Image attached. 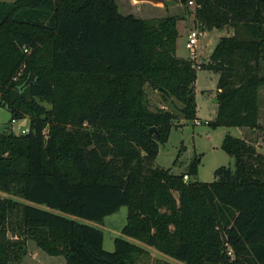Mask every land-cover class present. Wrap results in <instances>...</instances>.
Returning a JSON list of instances; mask_svg holds the SVG:
<instances>
[{"label":"trees","instance_id":"obj_1","mask_svg":"<svg viewBox=\"0 0 264 264\" xmlns=\"http://www.w3.org/2000/svg\"><path fill=\"white\" fill-rule=\"evenodd\" d=\"M189 1L203 29L234 30L200 66L219 74L209 124L257 128L264 0ZM179 36L178 17L122 15L114 0H0V106L11 123L30 120L26 133L0 131V191L48 208L0 194V264L18 260L28 239L66 264H136L146 249L117 237L108 251L103 231L76 219L102 222L122 206L124 235L177 260L264 264L263 153L227 135L235 168H217L212 182L196 179L200 158L184 174L156 165L177 116L150 110L145 84L197 119V69L177 57ZM30 73L36 81L21 91Z\"/></svg>","mask_w":264,"mask_h":264},{"label":"rangeland","instance_id":"obj_2","mask_svg":"<svg viewBox=\"0 0 264 264\" xmlns=\"http://www.w3.org/2000/svg\"><path fill=\"white\" fill-rule=\"evenodd\" d=\"M14 2L16 0H2ZM118 10L122 15L133 14L139 18L152 19L164 18L166 16L178 17V29L180 36L177 41L176 55L179 58L193 61L197 69V77L194 85L197 101V119H185L181 108L183 104L175 97L165 99L157 89L145 84L146 103L150 110L159 108L173 111L177 118L169 133L168 140L160 144L156 165L166 169H171L175 174H184L188 170L189 163L195 158H200L198 166L197 180L201 182H212L216 180L215 171L221 166L235 168L236 160L229 155L222 144L227 135L244 138L254 145L257 150L264 154V86L260 88V114L259 126L257 128L219 126L212 127V122L217 117L218 104L213 101L217 96L219 74L213 70L200 69V66L209 61V57L215 50L222 36L234 34L232 26L215 29H203L192 19L194 3H185L183 0H114ZM197 34V43L189 44V34ZM31 50L29 51V53ZM195 53V57L192 56ZM27 53V52H26ZM28 54V53H27ZM264 74V71L262 72ZM24 65H21L14 77L15 81H20L24 76ZM26 79V78H25ZM24 79V80H25ZM38 100V99H37ZM41 104L50 108L47 102L40 101ZM11 112L0 106V131L6 133L23 134V130L29 128V118L15 120L11 123ZM192 179L189 176L188 181ZM3 197H11L22 203H29L40 208L48 209L44 204H36L26 201L19 195L9 194L0 191ZM60 213L57 210H52ZM128 207L122 206L115 213L108 215L102 222H96L81 217L78 221L93 225L103 231L104 248L108 251L115 250V239L121 237L137 244L148 251V254L141 255L136 259V264H187L168 256L155 247L128 237L123 234L122 228L127 223ZM73 217V216H71ZM75 218V217H73ZM10 236V234H9ZM11 264H66L64 256H52L38 247L36 241L28 239L25 241L24 249L18 260H13Z\"/></svg>","mask_w":264,"mask_h":264},{"label":"water","instance_id":"obj_3","mask_svg":"<svg viewBox=\"0 0 264 264\" xmlns=\"http://www.w3.org/2000/svg\"><path fill=\"white\" fill-rule=\"evenodd\" d=\"M152 1H155V2H159L161 0H152ZM36 81V75L34 73H30V75L27 77V79L21 84L20 86V90H24L26 87H28L31 83H35ZM158 91L165 94L166 96H170V93L168 90H166L165 88L163 87H159L158 88ZM214 102L217 103V98L215 97L213 99ZM158 130L156 127H151L150 128V133L153 134V133H157Z\"/></svg>","mask_w":264,"mask_h":264},{"label":"built area","instance_id":"obj_4","mask_svg":"<svg viewBox=\"0 0 264 264\" xmlns=\"http://www.w3.org/2000/svg\"><path fill=\"white\" fill-rule=\"evenodd\" d=\"M190 3L192 4L193 1H190ZM197 38H198V37H197V34H195V33H190V34H189V44L192 45V46L195 45V44L197 43ZM24 51L28 53L30 50H29L28 47H25V48H24ZM192 56L195 57V53H194V52H192ZM28 131H29V128L24 129L22 132H23V133H26V132H28ZM188 179H189V176H188V175H185V176H184V180H185V181H188Z\"/></svg>","mask_w":264,"mask_h":264},{"label":"crops","instance_id":"obj_5","mask_svg":"<svg viewBox=\"0 0 264 264\" xmlns=\"http://www.w3.org/2000/svg\"><path fill=\"white\" fill-rule=\"evenodd\" d=\"M138 0H136V2H137ZM192 19L194 20V17H192ZM195 21V20H194Z\"/></svg>","mask_w":264,"mask_h":264}]
</instances>
